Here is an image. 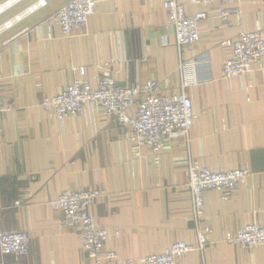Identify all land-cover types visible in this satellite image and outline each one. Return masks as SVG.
<instances>
[{
    "label": "crops",
    "instance_id": "1",
    "mask_svg": "<svg viewBox=\"0 0 264 264\" xmlns=\"http://www.w3.org/2000/svg\"><path fill=\"white\" fill-rule=\"evenodd\" d=\"M8 1L0 0V6ZM44 1L43 8L0 35V100L5 105L0 119V232L23 231L30 237L26 257L0 255V263L121 264L164 253L173 243L195 245L189 157L215 171L247 169L249 177L226 200L217 191L204 193L199 230L211 245L177 264H264V246L245 249L225 242L247 225H264V58L241 78L222 77L230 56L224 44L256 27L264 29V0L227 3L240 12L226 24L217 15L219 3L178 0L188 16L207 14L198 25L199 41L182 49L183 58L194 62L198 79L186 89L195 120L189 143L166 140L158 154L137 145L132 129L105 118L99 107L58 119L41 104L43 97L64 91L76 78L96 87L104 72L121 87L151 81L166 95L179 93V55L162 7L165 0H94L95 14L85 30L70 37L54 23L56 11L70 0ZM35 2L22 0L7 8L0 26ZM68 189L104 191L91 214L110 231L104 249L114 251L117 260L89 259L79 231L60 226L61 214L50 202Z\"/></svg>",
    "mask_w": 264,
    "mask_h": 264
},
{
    "label": "built area",
    "instance_id": "2",
    "mask_svg": "<svg viewBox=\"0 0 264 264\" xmlns=\"http://www.w3.org/2000/svg\"><path fill=\"white\" fill-rule=\"evenodd\" d=\"M20 1L22 0H9L4 3L7 7L3 11ZM188 1L200 5L219 3L221 8L217 11V15L223 24L228 22L231 14L240 12L237 8L230 9L225 6L227 3L239 0ZM44 6V0H36L4 22L0 26V35ZM162 7L173 28L175 46L179 55L181 73L179 93L166 95L156 83L151 81L142 86L121 87L110 73L104 72L96 87H92L87 80L80 77L74 79L64 91L43 97L41 104L43 111L63 119L81 115L88 106L99 107L105 118L114 119L119 125L132 129L137 145L146 147L153 154L160 153L165 148V141L169 139L181 138L189 143V131L195 115L186 89L196 86L198 79L194 62L183 58L182 49L199 41L198 25L207 18V14L201 11L188 16L185 13L184 3L178 0H165ZM94 14V0H70L56 11L54 23L60 28L64 37H70L75 31L85 30L88 20ZM224 45L230 48V56L222 66L223 79L241 78L251 72L254 63L264 58V29L256 27ZM79 73L83 76L84 70L80 69ZM135 104H137L135 113L129 114V110ZM4 111L5 105L0 100V119ZM187 176L197 235L196 244L173 243L164 253L127 259L121 264H177L181 257L192 252L203 254L211 245L206 233L199 230L200 222L205 215L204 193L208 190L217 191L220 198L226 200L233 189L246 184L249 171L243 168L215 171L191 161L188 157ZM103 194L104 191L101 189H68L59 193L50 202V207L61 214V227L79 231L82 250L89 259L115 261L116 253L104 249L110 231L99 225L91 214L94 202ZM30 195V192L26 191V196L30 197ZM15 205L19 206L20 201H16ZM114 234L118 235L119 231L114 230ZM225 242L245 249L264 246V225L256 223L247 225L234 235L227 236ZM29 243L30 237L23 231L0 232V255L24 258L28 255Z\"/></svg>",
    "mask_w": 264,
    "mask_h": 264
},
{
    "label": "bare ground",
    "instance_id": "3",
    "mask_svg": "<svg viewBox=\"0 0 264 264\" xmlns=\"http://www.w3.org/2000/svg\"><path fill=\"white\" fill-rule=\"evenodd\" d=\"M6 6H7V4L4 6H0V12L3 11L4 7H6Z\"/></svg>",
    "mask_w": 264,
    "mask_h": 264
}]
</instances>
